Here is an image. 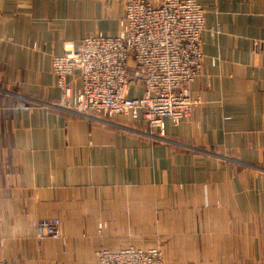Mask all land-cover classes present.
Listing matches in <instances>:
<instances>
[{
	"label": "crops",
	"instance_id": "0c3cea01",
	"mask_svg": "<svg viewBox=\"0 0 264 264\" xmlns=\"http://www.w3.org/2000/svg\"><path fill=\"white\" fill-rule=\"evenodd\" d=\"M125 2L0 0V263L97 264L100 247L159 243L164 264H264V43L253 49L264 0H199L204 59L191 90L203 102L167 121V142L141 120L58 106L53 58L87 35L117 36ZM67 83L79 88L80 71ZM52 218L66 245L35 240Z\"/></svg>",
	"mask_w": 264,
	"mask_h": 264
},
{
	"label": "built area",
	"instance_id": "2783aa9c",
	"mask_svg": "<svg viewBox=\"0 0 264 264\" xmlns=\"http://www.w3.org/2000/svg\"><path fill=\"white\" fill-rule=\"evenodd\" d=\"M206 9L199 0H126L125 17L117 36L101 32L78 43H66L52 60L61 89L58 106L89 120L110 122L120 116L142 121L163 138L167 121L179 126L202 104L192 84L201 75L204 53L202 32ZM264 39L253 41L260 50ZM80 71L82 84L71 87L67 78ZM136 82L141 95L131 96ZM59 218L35 227V239H63ZM98 264H164L159 246H128L96 250ZM5 264V263H0Z\"/></svg>",
	"mask_w": 264,
	"mask_h": 264
},
{
	"label": "rangeland",
	"instance_id": "374dc122",
	"mask_svg": "<svg viewBox=\"0 0 264 264\" xmlns=\"http://www.w3.org/2000/svg\"><path fill=\"white\" fill-rule=\"evenodd\" d=\"M111 121V120H110ZM148 130H150L149 128H147ZM148 130H142V132L145 134V135H147V136H149V137H151L152 139L154 138V137H152V136H150L149 134H152V135H155V136H158L159 135V133H156L155 131H153V130H150V131H148ZM154 141H161V142H167L168 141V139H167V132H166V130H165V136L163 137V138H157V139H153ZM53 219V218H52ZM61 221V220H60ZM62 224V223H61ZM61 232H62V227H61ZM62 236L64 237L63 238V243H64V245H66L68 242H67V237L63 234V232H62ZM36 240V239H35ZM66 242V243H65ZM154 246H159V247H161V245L158 243V244H156V245H154ZM154 246H151V247H154ZM136 247V246H135ZM100 248H105V247H100ZM100 248H98V249H100ZM125 248V247H124ZM139 248V247H138ZM150 248V247H149ZM97 249V250H98ZM106 249H108V248H106ZM147 249V248H146ZM162 249V248H161ZM111 250V249H110ZM119 250V249H118ZM163 251V250H162ZM164 254V253H163ZM97 258V257H96ZM165 258V257H164ZM164 262H165V260H164ZM1 263H3V262H1ZM5 264H7V263H5ZM97 264H98V261H97Z\"/></svg>",
	"mask_w": 264,
	"mask_h": 264
}]
</instances>
